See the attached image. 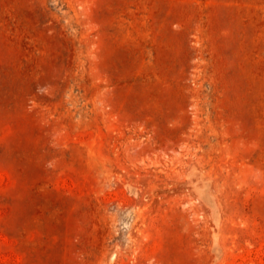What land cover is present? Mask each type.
I'll return each mask as SVG.
<instances>
[{"label":"rangeland","instance_id":"1","mask_svg":"<svg viewBox=\"0 0 264 264\" xmlns=\"http://www.w3.org/2000/svg\"><path fill=\"white\" fill-rule=\"evenodd\" d=\"M0 264H264V0H0Z\"/></svg>","mask_w":264,"mask_h":264}]
</instances>
